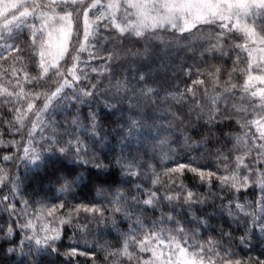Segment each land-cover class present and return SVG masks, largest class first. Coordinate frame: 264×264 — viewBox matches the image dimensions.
Returning a JSON list of instances; mask_svg holds the SVG:
<instances>
[{
	"label": "snow or ice",
	"instance_id": "obj_1",
	"mask_svg": "<svg viewBox=\"0 0 264 264\" xmlns=\"http://www.w3.org/2000/svg\"><path fill=\"white\" fill-rule=\"evenodd\" d=\"M169 30L171 35L166 36ZM125 41L142 43L145 53L152 52L158 45H163L165 51L179 46L193 57L197 55L199 44L202 60L208 52H219L221 57L236 50L247 52V67L242 70L247 75L242 91L258 98L259 104L242 97L241 103L230 105L229 96L237 84L229 78L224 82L223 92H219L222 69L216 65L205 68L194 62L181 66L190 85L186 83L183 91L176 86L174 91L167 92L178 106L187 107V113L180 116L174 113L179 124L169 121L167 128L150 123L141 105L155 103L153 98L159 95L157 87L153 86L156 82L152 73L137 70L131 77L127 74L116 77L115 69L121 67L126 51ZM229 42L231 46L225 51L224 45ZM84 53L87 59L82 58ZM0 60L6 63L11 60L9 68L0 65L3 69L0 77L10 75L15 80V84L8 81L12 91L0 87V93L7 98L15 96L18 102L23 100L27 105L23 109L13 108L17 113L16 125H19L16 131L30 125L27 146H16L15 141L5 145L0 140L4 147L16 146L17 153L22 147L24 154H6L3 161L30 159L35 163L40 160V152L33 146L39 128L41 141L48 145L41 150L59 154L75 165L59 176L58 194L54 198L58 202H39V207L30 200L17 199L21 195L18 178H13L6 167H0V189L6 187V180L10 184L8 194H0V203L15 216L6 228L8 243L15 245L16 241L11 239L13 233L17 236L22 233L21 251L27 242L29 254L62 255L71 264L74 256L89 254L86 250L78 251L79 240L73 239L86 230L81 224V214H91L85 219L99 224L111 212L113 217L119 215L128 221V227L119 235V247L113 250L108 243L99 246L110 264H124L125 260L128 264L133 261L135 264H264V252L255 258H234L235 251L223 248L220 241L211 237L204 243H193L200 229L211 227V216L201 219L194 215L188 221L191 227L185 228L179 226L180 221L173 214L177 207L191 210L196 205L207 204L210 198H218L220 207H227L229 216L243 213L241 244L248 243L250 229H258L264 237V0H0ZM96 60L100 62L99 67L90 63ZM236 60H241L239 54ZM29 61L33 70H39L38 75L32 76L24 70ZM254 69L257 74H253ZM22 70L23 82L18 76ZM45 77L50 84L45 90H38ZM207 82L214 85L212 95L208 94L207 87H199ZM24 83L33 87L25 91ZM101 97L104 108L116 118L112 121L113 131L121 154L115 159V167L125 178L123 182L134 183L141 193L131 200L118 194L114 199L108 198L112 183L117 181L109 183L113 175L109 171L112 162L105 164L96 155V151L106 146V133L97 130L100 126L95 112L89 113L90 126L79 127L77 118L73 128L62 133L46 123L47 113L54 108L76 107L92 100L100 102ZM193 116L196 123L191 120ZM222 124L226 128L236 124L240 133L234 137L229 134V139L235 143L227 152L218 149L208 153L215 157L213 161L201 163L200 157L189 156L188 163L169 167L163 157L156 164L155 155L149 157L147 151L140 152L153 131L159 145L175 143L180 150L195 151L211 142L204 131L211 133ZM181 125L183 131L172 140L170 130L174 127L179 130ZM189 128L193 135L184 134ZM49 129L50 134L44 135ZM84 134L91 138V147L82 139ZM195 135H199L200 140L194 141ZM125 151L129 153L127 156L123 155ZM152 151L155 152V147ZM246 159L251 162L246 163ZM160 166H163L162 173L157 171ZM185 173H191L190 179L199 182L194 183L193 188L206 185L208 194L188 188L185 180L189 177ZM161 176L166 179L162 180ZM254 187H259V199L239 202L241 196ZM84 188L95 190L111 207H98L99 201L73 203ZM148 207L153 213L159 208L161 215L149 221L144 215ZM112 223L115 227V219ZM166 223L171 226L164 227ZM69 228L73 229V235L68 237L72 243L63 245ZM4 231L0 228V232ZM165 233L169 234L165 236ZM220 235L222 239L231 237L223 228ZM61 247L65 251L61 252ZM164 248L169 250L167 257ZM14 251L15 247L7 249V252Z\"/></svg>",
	"mask_w": 264,
	"mask_h": 264
},
{
	"label": "trees",
	"instance_id": "obj_2",
	"mask_svg": "<svg viewBox=\"0 0 264 264\" xmlns=\"http://www.w3.org/2000/svg\"><path fill=\"white\" fill-rule=\"evenodd\" d=\"M103 35V32H101ZM166 36L171 35V30L165 34ZM23 39V37H21ZM103 43V41H101ZM123 47L126 49L124 57L122 60L121 67L115 69L116 77L121 78L123 75L127 74L129 77L136 74V71L139 70L141 73L151 72L154 77L155 84L154 87H157L159 95L154 97L155 103H149L146 107L142 104L141 108L146 113L149 118L150 123L163 126L167 128L169 121H174V123L179 124L178 121L174 119L173 114L177 116L187 113V107L183 104L177 105L176 100L171 96L167 95L168 91H174L176 86H179L180 90L183 91L185 84L190 85V80L185 73L181 72L182 65H193L199 63L202 67H207V65H216L222 69L220 73V84L219 92L224 90V82L228 81L231 78V82L239 85L238 88L231 90L232 94L229 96L228 103L239 104L241 103V98L243 97L245 101H253L256 104H259L258 98H252L249 94L242 93L240 87L243 85V81L246 78L247 73H244L242 70L247 67V52L237 50V53L229 54L228 56L220 57L213 53L208 52L204 60L199 56V47H197V55L192 56L189 54V51L184 50L182 47L176 46L169 48L167 51L164 50L163 45H158L150 53H145L142 43H136L134 41H125ZM177 50V52L175 51ZM102 51V50H101ZM191 53V52H190ZM106 55V53H102ZM239 54L241 57L240 61L236 60V55ZM229 56L232 57V62L229 60ZM83 59H87V53L82 54ZM201 59V60H199ZM199 60V61H198ZM11 60L7 63L0 60V65L3 68H9ZM92 66H100L98 60L90 62ZM162 65L161 67L159 65ZM19 67V65H17ZM154 68V69H153ZM234 68L237 69L234 71ZM3 69H0L2 72ZM29 72L30 75L36 76L39 74V70H33L31 62H27V67L24 69ZM24 70L18 73L19 78L23 82ZM90 72V68L88 69ZM195 71V69H193ZM253 70V74H254ZM94 75V74H93ZM193 79L197 78L196 76L192 77ZM203 78V77H201ZM11 80L12 84H15V80L11 76H2L0 77V87H7L9 91L13 89L8 85V81ZM50 81L47 77L41 82V87L38 90H45ZM32 85L24 83L25 91H28L32 88ZM200 88L207 87L208 94L212 95L214 93V85L211 82H207L205 85L199 86ZM16 91H19L17 88ZM198 96L200 93L197 94ZM37 104L42 103L41 101H36ZM20 107L26 108V102L21 100L17 101L16 97L7 98L5 94L0 93V140L3 141L5 145L10 141H15L16 146L24 145L27 146V132L30 129L21 128L19 132L16 131V128L19 125H16V116L17 113L13 111V108ZM126 106V102H125ZM223 107V103L221 104ZM95 112L97 114V122L99 124L98 131H103L106 133V146L100 148L99 151H96V155L100 158L105 164L110 161L113 164V167L109 170L113 173L111 180L117 181V183H112L111 191L107 193L109 199H114L115 195H122L126 200H131L133 196H140L141 193L137 192L135 184L130 182H123L125 178L121 177L119 169L115 167V159L120 155V147L118 144V138L116 133L113 131L114 121L116 118L104 108L103 98L101 97L100 102L96 100L89 101L86 104L77 105L76 107L68 106H59L52 109L47 113L46 123L50 124L52 127L56 128L59 132H64L66 129L71 130L73 128V121L79 118L80 125L79 127L83 128L85 125L90 126L91 121L88 119L89 113ZM193 123H196L195 117H191ZM185 124L188 123V120L185 119ZM225 123H228L225 121ZM13 125H16L13 127ZM51 129L45 131L44 135H49ZM173 135L172 140H175L177 136H180L183 131V126L177 128H172L170 130ZM223 132V135H221ZM36 135L34 137V145L36 150L40 152L41 159L33 163L30 159H19L14 160V162H5L2 157L4 155H20L23 156V149L21 147L19 153H17L16 146L4 147L0 145V167H6L9 170V173L13 178H18L19 189L21 195L17 199H27L32 203L36 204V207H39V202L44 204H51L56 201L54 198L57 196V189L59 187L58 179L61 174L73 168L75 165L66 159L59 157V154L53 155L48 151H42L41 148L47 149L48 145L43 144L41 141L40 129L36 130ZM240 133L239 126L233 124L232 127L226 128L223 124L219 129L214 130L211 133L204 131V135L208 137L211 141L208 144H202L195 151H184L177 148L175 143L171 145H159L158 140L155 136V131L149 135L148 143L146 146L140 148L141 154L145 151L148 152L149 157L152 155L156 156L154 163L159 164L161 157L164 158L165 163L169 167H175L178 163H188V157H200L201 163H207L213 161L215 157L208 156L209 152H215L218 149L225 152L228 149H231L235 143L234 140L229 139V134L233 137ZM185 135H193L191 128ZM85 143L91 147L92 140L87 137V134L82 135ZM200 140L199 135L194 136V141ZM155 147V152L152 151ZM129 153L125 151L123 155L127 156ZM167 154V155H166ZM147 158V157H145ZM250 163L248 159L245 161ZM95 171V170H93ZM158 172H163V166L157 168ZM189 179L185 180V184L188 188L198 192L208 194L209 189L206 185H200L196 188H193V184H199L198 181H193L190 179L191 173H185ZM135 179V178H133ZM161 179H166L161 176ZM143 180V178H142ZM141 181H137L140 183ZM144 183H147L146 180H143ZM6 187L0 189V194H8V188L10 187L9 181H5ZM163 192L164 189H161ZM213 191L218 192L219 189H213ZM260 190L259 187L250 188L245 194H243L239 202L244 203L245 201H254L259 199ZM147 198L146 196L144 197ZM89 201H99L97 204L100 206H108V200L101 199V195L98 194L95 190H90L84 188L77 193L76 202L88 203ZM227 199L224 200V204L227 205ZM220 199H209L208 203L205 205H196L191 210L187 208L175 209L173 213L177 221H180L181 227H191L188 221L192 216L197 215L203 219L205 216H211L209 221L210 228H202L198 231L196 238L192 241L196 243H204L210 237L214 240L220 241L223 245V248L231 250L237 253V256L234 258H247L252 256L253 258L258 257L264 252V237L261 236L258 229H250L249 235L247 237L248 243L241 244L240 237L244 234V220L242 219L243 213H239L233 216L228 215L227 207L221 208ZM19 205L17 208L19 209ZM29 208V212H31ZM91 214H81V224L86 226V230L80 231L77 237L73 239L79 240L78 251H88V256H74L72 258L71 264H110V261L104 259L106 253L100 250V245L108 243L112 245L113 250L116 247H119V235L121 232L127 230L128 221H126L122 216H115L111 212L106 214V220L101 221L97 224L91 219H85L86 216L90 217ZM144 215L148 218L149 221L152 219L158 218L161 215L159 208L153 210L148 207ZM15 219V216L11 214L10 210H5L3 203H0V228H4V232H0V264H68L67 259L60 255L56 254H47L42 253L37 255L35 253H28V244L25 242V247L21 251L19 247V241L23 238L21 233L19 236L16 233H13L11 239L16 241V244H10L6 239V228L12 220ZM113 219L116 221V226H113ZM171 225L166 223L164 227H170ZM223 228L224 232H230L231 237L221 238L220 230ZM18 231V230H17ZM169 233H165L167 236ZM73 235V229L69 228L67 230V236L63 239V245H68L72 243V240L68 239ZM87 243V248L85 247ZM9 247H15L16 251L7 252ZM65 251L64 247H61V252ZM150 255V254H147ZM166 257V256H165ZM124 264H128L125 260ZM132 264H135L133 261Z\"/></svg>",
	"mask_w": 264,
	"mask_h": 264
},
{
	"label": "rangeland",
	"instance_id": "obj_3",
	"mask_svg": "<svg viewBox=\"0 0 264 264\" xmlns=\"http://www.w3.org/2000/svg\"><path fill=\"white\" fill-rule=\"evenodd\" d=\"M205 31H210V29H205ZM242 42V41H241ZM231 46V42H229V43H227V44H225L224 45V49H225V51H227L228 50V48ZM196 47H199V44L196 46ZM176 52H177V50H175ZM211 53V52H210ZM232 53H237V50L236 51H233V52H230L229 54H232ZM189 54H191L190 52H189ZM213 54H215V55H217V56H220V54H219V52H217V53H213ZM254 55H259L258 53H254ZM221 57V56H220ZM199 60H201V59H199ZM198 60V61H199ZM229 60H230V62H232V57L231 56H229ZM160 67L162 66L161 64L159 65ZM154 69V68H153ZM254 74H257V70H255L254 69ZM239 87V85L237 86V88ZM257 87H260V85H257ZM241 89H240V91H242V87H240ZM9 91V90H8ZM242 93H244L243 91H242ZM245 94H249L250 95V93H245ZM18 162H20V159H19V161ZM163 251H164V253H165V256L167 257V255L169 254V250L167 249V248H164L163 249Z\"/></svg>",
	"mask_w": 264,
	"mask_h": 264
}]
</instances>
